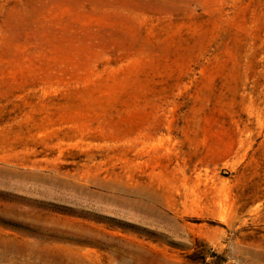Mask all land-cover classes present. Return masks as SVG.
<instances>
[{
    "label": "rangeland",
    "instance_id": "rangeland-1",
    "mask_svg": "<svg viewBox=\"0 0 264 264\" xmlns=\"http://www.w3.org/2000/svg\"><path fill=\"white\" fill-rule=\"evenodd\" d=\"M0 264H264V0H0Z\"/></svg>",
    "mask_w": 264,
    "mask_h": 264
}]
</instances>
